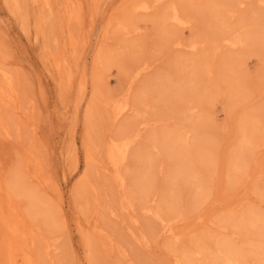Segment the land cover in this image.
Listing matches in <instances>:
<instances>
[{"label":"rangeland","instance_id":"obj_1","mask_svg":"<svg viewBox=\"0 0 264 264\" xmlns=\"http://www.w3.org/2000/svg\"><path fill=\"white\" fill-rule=\"evenodd\" d=\"M48 1L0 0L36 263L264 264V0Z\"/></svg>","mask_w":264,"mask_h":264},{"label":"bare ground","instance_id":"obj_2","mask_svg":"<svg viewBox=\"0 0 264 264\" xmlns=\"http://www.w3.org/2000/svg\"><path fill=\"white\" fill-rule=\"evenodd\" d=\"M159 1H162V0H159ZM45 2L48 3L49 1L45 0ZM148 7L149 6H147L146 4L140 3V5L134 7V9H138L141 12L144 10L147 11ZM177 17L178 16L175 14L172 20L177 21ZM13 84L14 83L11 77L6 75L5 73H1L0 97L1 99L5 100L6 102H9L10 104H12L15 100L14 99L15 95H13L14 94ZM29 157H30V154H29ZM87 160H89L88 156H87ZM0 202L4 205L3 207L6 206V207L11 208V213L9 215L2 214V213L0 214V225H1L0 227L1 229L0 258L1 260L3 261L4 264H37L34 253L32 251L33 240H35L34 238L36 236V232L22 218L21 214L19 213V209L17 205L14 203L10 195L6 194L5 191L3 192L1 184H0ZM124 208L129 209V207H127V204L125 205ZM23 240L24 242L27 243L26 246L23 244ZM44 245H45V250L48 251L49 247L47 246L46 241H44ZM224 264H233V263L229 260H226Z\"/></svg>","mask_w":264,"mask_h":264}]
</instances>
